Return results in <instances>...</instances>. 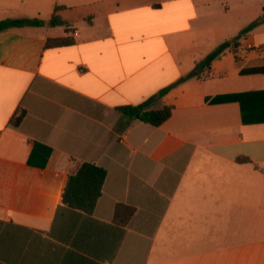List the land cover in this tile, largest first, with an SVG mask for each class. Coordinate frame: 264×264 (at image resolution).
Returning a JSON list of instances; mask_svg holds the SVG:
<instances>
[{
	"label": "crops",
	"instance_id": "obj_1",
	"mask_svg": "<svg viewBox=\"0 0 264 264\" xmlns=\"http://www.w3.org/2000/svg\"><path fill=\"white\" fill-rule=\"evenodd\" d=\"M18 18L44 25L0 32V264H264V97L206 101L264 91L242 74L264 67L242 50L264 0H0ZM186 76L162 125L118 111ZM84 162L108 172L91 215L62 202Z\"/></svg>",
	"mask_w": 264,
	"mask_h": 264
},
{
	"label": "trees",
	"instance_id": "obj_2",
	"mask_svg": "<svg viewBox=\"0 0 264 264\" xmlns=\"http://www.w3.org/2000/svg\"><path fill=\"white\" fill-rule=\"evenodd\" d=\"M65 22L59 17L54 16L50 21V25H64ZM39 26L44 25L43 21L38 19L29 18H18V19H7L0 21V32L20 28L26 26ZM252 26L245 28L242 34L246 33L251 29ZM238 39L233 41H226L216 48L211 54H209L202 66H209L215 59L220 57L226 49L233 45L234 49L238 46ZM72 40L69 38H63L58 40H49L48 46H62L69 45ZM264 73V67L253 68L249 70H243L242 74H254ZM189 76L182 77L172 85L160 90L155 95L148 98L146 101L137 105H127L118 108L126 118L130 120H139L152 126L158 127L166 122L171 116L173 106L164 105L160 106L162 99L170 92V90L183 82H185ZM255 97H264V91L252 92V93H238V94H226L218 95L216 97H208L206 101L212 104L226 103L240 101L242 104L245 103L249 98L252 100ZM26 115L24 109H19L11 118V124L14 127H19L22 120ZM247 119L244 118V123H248ZM264 122V121H261ZM239 161H247V159H239ZM107 170L95 163L84 162L79 168L69 175L67 184L65 186L62 202L73 209H78L86 214H93L97 203L102 196L103 187L107 178ZM136 212V208L126 204H118L114 212V221L120 225L126 226L131 221L132 217Z\"/></svg>",
	"mask_w": 264,
	"mask_h": 264
},
{
	"label": "built area",
	"instance_id": "obj_3",
	"mask_svg": "<svg viewBox=\"0 0 264 264\" xmlns=\"http://www.w3.org/2000/svg\"><path fill=\"white\" fill-rule=\"evenodd\" d=\"M238 48H239V45L237 46L236 50H238ZM242 50L245 51L246 53L250 51H255L259 55L264 56V45H258L252 42H246Z\"/></svg>",
	"mask_w": 264,
	"mask_h": 264
},
{
	"label": "water",
	"instance_id": "obj_4",
	"mask_svg": "<svg viewBox=\"0 0 264 264\" xmlns=\"http://www.w3.org/2000/svg\"><path fill=\"white\" fill-rule=\"evenodd\" d=\"M197 71H201V68H199Z\"/></svg>",
	"mask_w": 264,
	"mask_h": 264
}]
</instances>
